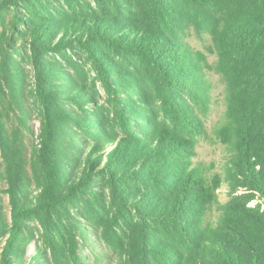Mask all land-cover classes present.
Wrapping results in <instances>:
<instances>
[{"label":"trees","instance_id":"trees-1","mask_svg":"<svg viewBox=\"0 0 264 264\" xmlns=\"http://www.w3.org/2000/svg\"><path fill=\"white\" fill-rule=\"evenodd\" d=\"M16 54L41 108L33 159ZM211 72L226 85L215 132L231 157L208 176L194 157ZM0 179V264H264V0H0Z\"/></svg>","mask_w":264,"mask_h":264},{"label":"rangeland","instance_id":"rangeland-1","mask_svg":"<svg viewBox=\"0 0 264 264\" xmlns=\"http://www.w3.org/2000/svg\"><path fill=\"white\" fill-rule=\"evenodd\" d=\"M55 3L58 0H53ZM61 4L66 5V0H61ZM190 42L197 48L203 49V44L198 37L193 34L190 38ZM22 53L28 52V48H23L20 50ZM75 53H69V56L77 61L83 68L81 70L86 72L88 80L91 84H96L100 95L104 98L105 91L102 88L100 82L96 80L98 78L97 72L93 66V62L90 56L81 48H76ZM18 56V61L20 62L21 70L24 73V85L26 87L27 98L25 100V109L28 115V129L25 130V141L28 148V154L30 158L34 156L36 149L40 143V134L42 127V115L41 108L37 101V96L35 95L36 80L35 72L31 62L27 59L28 57H22L20 54ZM51 56V55H50ZM59 60L64 61L65 65L68 63L62 58L58 57ZM210 62H214L215 57L213 55L209 56ZM211 77L213 81L212 90V101L210 104V110L208 115L204 118L206 125V134L202 136L196 146V156L194 157L195 165L208 175L212 176L214 173H220L225 175L226 167L228 165L229 159L231 157V152L229 149L218 141L216 136V128L221 125L225 120L226 112V88L225 83L222 78L214 72H211ZM95 80V82H94ZM103 101V99H102ZM12 121V120H11ZM11 129L16 126V123H10ZM29 178L27 183V195L34 198L42 188L41 180L39 174L34 168V164L29 165ZM38 169V168H37ZM102 182L100 178H97V183ZM102 185L97 184L96 189L101 190ZM6 188V183L0 179V196L3 198V203L5 208L8 210V196L2 192V189ZM219 200L224 203L228 200L227 186L224 184L218 191ZM219 212L214 208L210 212V216L215 220L217 219ZM29 230L35 234V240L40 239V232L42 230L41 226L36 221L28 222ZM34 240V241H35ZM35 251V245L30 244L28 247L29 256L33 255Z\"/></svg>","mask_w":264,"mask_h":264}]
</instances>
